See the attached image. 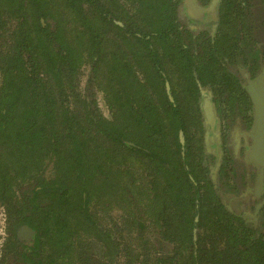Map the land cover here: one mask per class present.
Returning <instances> with one entry per match:
<instances>
[{
    "label": "trees",
    "instance_id": "obj_1",
    "mask_svg": "<svg viewBox=\"0 0 264 264\" xmlns=\"http://www.w3.org/2000/svg\"><path fill=\"white\" fill-rule=\"evenodd\" d=\"M178 7L179 0H0V204L19 264H68L78 228L96 223L91 201L121 191L124 199L133 168L146 169L152 188L156 264H264L263 231L236 224L219 203L206 208L212 193L204 199L201 187L210 181L202 184L189 158L193 110L169 68L191 95L197 80L213 84L207 64L219 61V48L229 51L220 26L231 23L237 42L248 13L225 0L213 37L185 28ZM100 91L109 116L98 107ZM21 226L32 229L31 240L19 238Z\"/></svg>",
    "mask_w": 264,
    "mask_h": 264
},
{
    "label": "flooded vegetation",
    "instance_id": "obj_2",
    "mask_svg": "<svg viewBox=\"0 0 264 264\" xmlns=\"http://www.w3.org/2000/svg\"><path fill=\"white\" fill-rule=\"evenodd\" d=\"M224 2L179 0L178 14L185 28L194 33L207 31L213 36L219 26L220 15L228 12L224 9ZM238 2L248 13L242 18L245 35L235 42L230 40V36L236 35L232 24L220 26L229 34V51L226 53L219 48V64H207L206 74H211L213 84H202L197 80L198 90L191 95L183 84L186 83L183 76L172 66L169 68L179 80L181 89L178 92L184 94V106L193 110L191 115L195 121L189 124V137L193 138L189 158L195 162L202 184L210 181L211 186L201 187L204 199L210 191L212 193L206 208L219 203L235 218L236 224L243 221L261 233L264 232V156L260 159L253 155L256 122L253 82L264 72V0ZM249 13L256 19L255 28L249 23ZM214 40L206 42L215 46ZM253 40L256 44L250 48ZM233 43L235 47H232ZM195 61L199 67L203 65L199 63V57ZM87 78L85 73L81 78V88L86 85ZM96 98L102 114L109 116L101 91ZM50 168L51 164L47 171ZM133 174L134 182L125 189L124 199L119 197L121 191L113 197L109 195L108 198L91 201L90 211L96 223L93 225L86 220L78 228L68 264H156L152 256L156 254L153 247L161 239L148 210L153 202L148 172L133 168ZM0 207L3 210L0 261L2 264H19V252L7 246V216L5 208L1 204ZM107 215H112L113 219ZM17 231L23 242L27 238L32 239L29 235L33 233L32 229L21 226ZM104 231L111 235L106 237L108 233ZM161 246L162 252H169L168 242L163 241Z\"/></svg>",
    "mask_w": 264,
    "mask_h": 264
},
{
    "label": "water",
    "instance_id": "obj_3",
    "mask_svg": "<svg viewBox=\"0 0 264 264\" xmlns=\"http://www.w3.org/2000/svg\"><path fill=\"white\" fill-rule=\"evenodd\" d=\"M255 86V111L256 122L253 129V136L255 140V146L253 155L258 158L264 156V72L253 82Z\"/></svg>",
    "mask_w": 264,
    "mask_h": 264
},
{
    "label": "rangeland",
    "instance_id": "obj_4",
    "mask_svg": "<svg viewBox=\"0 0 264 264\" xmlns=\"http://www.w3.org/2000/svg\"><path fill=\"white\" fill-rule=\"evenodd\" d=\"M84 80V79H83ZM107 217L112 220L113 219V216L112 215H107ZM2 222H3V210L2 208L0 207V240H1V231H2Z\"/></svg>",
    "mask_w": 264,
    "mask_h": 264
}]
</instances>
